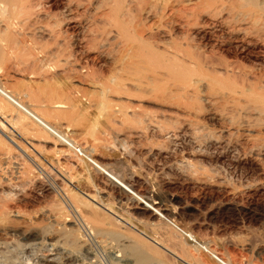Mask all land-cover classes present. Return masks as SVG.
Returning <instances> with one entry per match:
<instances>
[{"label":"rangeland","instance_id":"rangeland-1","mask_svg":"<svg viewBox=\"0 0 264 264\" xmlns=\"http://www.w3.org/2000/svg\"><path fill=\"white\" fill-rule=\"evenodd\" d=\"M132 1L130 15L133 25L138 30L141 28L139 33L153 53L159 57L168 55L173 58L179 72L177 80L171 76L167 78V74H162L158 69H155L153 74L151 70L139 65L134 67L137 70L130 69L133 73L130 71L132 75L130 74L129 80L127 78L124 83L125 91H132L134 97H112V91L103 90L94 81L78 84L70 79L68 74L62 73L61 68L56 67L54 70V60L48 63L49 60H45L41 52L45 48V54L56 49L60 51V48L53 45L50 35L37 34L33 26L32 30H28V27L18 29L12 26L13 28L7 31L0 20V50L9 53L0 58V86L14 98L20 99L21 104H26L30 110L42 115L51 127L54 126L59 134L66 137H63L65 141L68 139V143H76L78 148H86L88 152L93 146L98 152H91L93 159L97 158L93 156L97 154L121 161L129 160L125 167L127 174H135L133 179L138 185L134 188L137 195L150 194L149 196L154 198L163 190L162 187L167 185L164 190L176 197L175 206L185 207V210H180V217L173 219L174 226L164 220L162 222V219L159 221V232H167L166 235H170V228V232L172 230L175 235L171 234L173 246L177 243L176 249L183 251L181 260L175 256H171L172 259L166 252L172 262L169 264H193L194 257V264H219L209 256V252L227 264H264V0ZM42 5L47 11V14H42V20L55 23L63 8L62 0H43ZM94 5H100L98 0L82 3L80 11L87 10L84 18H89ZM148 9L154 12L152 20L145 19L144 12ZM91 24L99 31L104 27L102 20L98 18H94ZM53 29L60 33L61 39L58 42L62 41V50L67 49L65 55L77 52L74 39L68 37L70 34L77 35L76 30H66L64 24H58V27ZM5 35H12V41L3 42ZM22 35L26 38L25 42L20 39ZM29 36L32 37L31 40ZM74 57L78 64L90 66L89 68L97 71L100 83L109 84L114 68L112 62L110 65V60L102 61L104 64L100 66L95 59L90 58L84 63L80 61V57ZM58 63L62 64L61 61ZM44 95L48 96L49 100ZM64 96L69 103L66 102V105L57 108V103L65 101ZM30 100L33 102H29ZM102 100L110 102L111 107L98 108L96 104ZM0 102L16 113L14 120L17 115L26 118L24 120L28 126L26 134L23 133L26 136H21L19 132L22 130H13L16 127H10L0 119L1 168L4 169L7 165L4 160L10 163L9 158L13 156L17 162L30 167L26 172L31 174H28L26 179H20L22 183L19 179L15 182L28 184L27 181L36 179V176L40 178L39 181H46L49 180L47 175L52 170V173L58 176L59 184L63 181L72 193L83 198L96 189H102L101 181L93 180L94 174L92 168L87 166L88 162L83 160V163L78 165L75 161L72 162L73 160L69 163L64 161L56 150H63L65 147L55 144L53 135H49L2 97ZM121 106H129L127 112L140 115L143 111L142 113L148 112L157 116L168 124L169 130L173 129L174 133L180 136V148L173 149L172 140L148 133L135 144L136 154L124 160L125 154L116 151V146H111L114 139L110 135L115 133L113 130L116 125L113 108ZM188 125L196 131L194 136L187 130ZM116 126H119V123ZM122 133L125 134L126 131ZM19 134L21 139L17 137ZM70 138L74 143L69 142ZM22 146H25L26 153L21 151ZM7 150L10 155L13 153L9 158H4L3 153ZM67 164L76 171L74 176L77 178L73 181L63 173V169L68 167ZM11 165L14 166L12 160L8 166ZM50 165L54 167L51 168ZM3 171L8 174V170ZM90 182L91 186L96 185V188L92 189ZM27 187L28 192H31L29 186ZM37 195L38 193L34 195L38 199L37 202L28 198L18 205L21 213L18 217L14 215L15 219L9 217V221H12L8 225L16 224L18 229L33 228L40 235L39 238L42 237L41 240L21 247L15 239L14 243L6 246L7 248L0 249V264H50L43 262L44 259L49 262L53 260L55 264L86 263L87 261H82L85 259V253L80 248L77 233H57L50 228L53 225L50 221H41L38 218L41 210H48L50 206L51 211L57 206L52 204V195ZM126 208L122 206L123 211ZM57 209L52 211L56 212ZM114 218L119 224L129 228H136L140 224L138 220L128 223L122 216ZM65 224L70 225L64 223V226ZM175 226L191 235V239L175 231ZM48 229L54 234L50 239L60 238L62 245L60 243L58 246L62 249L48 252L53 249L45 243L48 241L45 234L50 233ZM137 229L136 233L142 237L147 236L149 240L150 236ZM63 243L68 247H64ZM68 252H72L78 262L69 261L68 258L72 255ZM94 255L93 261L107 264L108 260L102 253L96 250Z\"/></svg>","mask_w":264,"mask_h":264},{"label":"bare ground","instance_id":"bare-ground-1","mask_svg":"<svg viewBox=\"0 0 264 264\" xmlns=\"http://www.w3.org/2000/svg\"><path fill=\"white\" fill-rule=\"evenodd\" d=\"M44 1L50 2L52 0H44ZM86 1L88 0H62L63 8L61 12L59 13L60 15H58L60 17L56 19L55 23L53 22L49 23L46 20L43 21L41 18L42 14H47L46 9L42 5L43 0H0V20L1 22L3 21L5 30L7 31H9V28H11L12 26L18 27V29L23 28V27L24 28L28 27L27 28L28 30H32L31 27L33 26L36 28L34 29L32 27L35 30L34 32H37V34L46 35V36L50 35V37L52 38L51 40L53 41V45L60 48V51L59 49H56L54 52L46 51L48 53L45 54L44 51L47 48H45L43 45L45 49L41 52L42 54H44L43 55L44 59L45 60L48 59L49 60L48 63H51L50 61L52 60H54L55 62V65H53L55 67L54 68L52 66L51 67L54 70L56 67L57 69L61 68L62 73L68 74V76L71 77L70 79L74 80L78 84H81L83 81H88V82L94 81L97 84H99L103 88V90L112 91V97L114 96L115 97L116 96H124V97L133 96L134 97L135 94L132 93V91L130 90L125 91L124 83H126L127 78L129 80V75L132 72L131 70H133L134 67H137L139 65H143L144 69H148L149 71L151 70L150 72H152L153 74H154L155 69H158V71L160 70L162 74H164L163 72H165V74H167L166 75L167 78L171 76L173 79L177 80L179 72H178V68L173 62V58L168 55H167L168 57L167 56L159 57L157 56V54L153 53V51L145 44L144 39H142L141 33H139L141 32V28L139 27V30H138L136 29L137 27L133 25L131 21V15H130V9L133 4L132 0H98V3H100V5H94L92 9L90 10L91 15L89 16V18H84L85 15L87 14V10L82 9V11H80V9L82 8V3H85ZM99 10H101L100 13H99ZM153 13L154 12H152L151 9L146 10L144 12L145 19L152 20L155 16ZM94 18H98L102 20L104 24V27L102 30L99 31L91 24ZM58 24H64L66 27V30L73 29L77 31V35L74 33L75 36L74 35L72 36L71 34L70 36H68L72 40L74 39L73 43L74 42L76 43L77 52L71 53L72 55H70V53L68 55H65V50L67 51V49H64V50L61 49L63 46L62 41L58 42L61 39L59 35L60 33L59 32L57 33L53 29L55 27H58ZM78 31H79V36H78ZM31 36H33V34H31ZM20 39L24 42L26 41V38L23 35L20 37ZM31 39L32 37L30 38V40ZM8 40L12 41V35L3 36L2 38L3 42L8 41ZM48 45L47 47L51 46V44L49 46ZM72 48H73V45H72ZM2 50H0V58L6 57L7 54H9V53L7 54L4 53ZM74 56L80 57L81 58V59L79 58L80 61L84 63L88 61L90 58H92V60L95 59L96 61L99 62L98 64H100V66H103L104 64V63L102 64V61L106 62L107 60H110V65L112 62L114 64V68L112 69L113 75L111 76V81L109 82V84H104L103 82L100 83L98 79L99 75H97V71H94V69L89 68L90 66L88 67V66H82L78 64ZM60 61L62 64L58 65L59 64L58 62ZM54 62H52V64ZM94 82H91V83L94 84ZM57 87H59V85ZM53 94L56 95L57 97V94L55 92H53ZM0 97H2L7 102L15 106L18 111L20 110L21 112H23L28 118H30L38 126L46 130L49 133V135L50 134L53 135L54 138L56 139V140L54 139L55 144L57 143L60 145V147H65L63 150L55 149L56 153L65 159L64 161L69 163L71 160H73L72 162L75 161L78 165H81V163H83V160L84 162H88L87 166L92 168L91 170L94 174L93 180L101 181L102 183L101 190L96 189L95 191L90 192L89 194H87L86 198H83L79 196L78 194L72 193L73 191H71L63 181H61V183L59 184V182H57L59 180L58 176L52 173V170L50 169H49L50 170L49 174L47 175L49 177V180L47 179L48 181L40 180L42 182L41 183L39 181L40 178H37L36 176V179L34 178L31 181H27L28 182V184L26 183L27 185L20 184L15 181L16 180L19 181L20 179L22 180L25 177L27 178L28 177L27 175L31 174L30 172L29 173L26 172L27 169L30 167L27 168L26 167L27 165L25 166V164L17 162L16 161L17 159L15 160L16 157L14 158V156L13 158L10 159L9 156H11L13 152L10 155L8 152L9 149L6 152L4 151L3 153L4 158H9L10 163L12 160L14 166L11 165L9 167L8 165H10V163L9 161L7 163V160H4L5 163L7 164L6 165L7 167L5 166L4 169H2L3 167L0 165V249L8 246L10 243H14L15 239L18 240L19 242L18 246H21V247L27 244L29 245L33 242L35 243L38 240H41L42 237L39 238L40 235L33 228L29 227L25 229H18L15 227L16 224L14 226L8 225L12 221V220L9 221V217L15 219L16 217H14V215L15 216L17 215V217L18 215H20L21 209L20 207H18V205L20 203H23L28 198L29 199L32 198L34 202H37L38 199L35 198L34 195L36 196V194L38 193L37 196H43L44 194L52 195L54 197V201H53L54 203L52 204H55L57 206L56 208L51 209V211H49L50 206L48 210L47 208L46 210L45 209L41 210V212L38 214V218L41 221L43 220L50 221L51 224H53L50 228L53 231L56 230L57 233L66 232L67 234V231L68 232L70 231L71 233L69 234L71 235H73L74 233H77L76 236L79 239L78 242H79L80 248L81 250H83L82 252L85 253V257H84L85 259H82V261L83 262L87 261L86 263H83V264H98L100 262V261L95 262L97 260L93 261V259H95L96 254L94 255V253L96 250L102 253L105 259L108 260L107 264H131V263H134V264L152 263L153 264V262L154 264L155 263L169 264L172 262L169 261L170 259H169L168 254H170V257L175 256L181 260L183 251L182 249H181L182 252L179 249H176V244H177L176 242H175L176 244H174L175 246H173V242H172L173 237H171V234H173L172 230L170 232V228H169V233L171 234L166 235L167 232L161 234V232H159L160 229L158 228H160L159 221L161 219H162L161 220L162 222L164 220L165 223L167 222L169 224H172L173 219L180 217V214L182 212L180 210H185V207L182 208L183 206L182 207L175 206L174 201L176 197L174 195H169L168 191L164 190L167 185H164L162 187L163 190L160 193H158V195L155 196L154 198L150 197L149 196L150 194L146 196L137 195L134 188L138 187V185L133 179V176H135L134 174L135 172L133 173L134 175H132V172L130 173L128 172L127 174V169L125 167L126 165L129 164V160H125V159H128L134 156V154H136L137 152L135 144L139 140L141 141L142 138L148 133L151 134L152 136L154 135L162 136L163 138H165V140H170V141L172 140L173 149L180 148V144H178V142L180 141V136L174 133L173 129L169 130L168 124L160 120L157 116L149 114L148 112L142 113L143 112L142 111L140 115L139 113L136 114L134 112H127L129 106L128 107L121 106L118 108H113L114 124L117 125L119 123V126L114 125L113 131L115 133L110 134L112 136V139H114V141H112L113 145L111 143L110 144L111 146H116V151H120L125 154L124 156L125 161H121L117 158L111 159L108 157L107 158L101 157L99 155L97 156V154L93 155L94 157H97L96 159H93V157L91 156L92 155L91 152L95 153L97 151L96 149L93 148L92 145L91 146L93 149L92 148L91 150L89 149V152H88L86 151V148L85 149H82V147L78 148L79 146L77 147V144L74 143V141L71 140V138L69 142H73L74 145L72 143L71 144L68 143L67 141L68 139H66L65 141L64 138L66 137L63 134H59V131L53 128L54 126L51 127L48 124V121L46 122V120L43 118L42 115L38 114V112L36 113V111L34 112L33 110H30L27 106H25L26 104L24 105L21 104L22 101L19 102L20 99L18 100L14 98L13 95H10L9 92L8 91L6 92L5 88H2L1 86H0ZM45 97H48V96H45ZM52 98H54V96ZM64 99H65V96H64ZM48 100H49V97H48ZM31 101L32 100H30L29 102ZM67 101L68 99L66 98L65 101L57 103L58 104L57 108H61L60 107L61 105H66L67 103H69ZM2 104L3 103L0 102V119H2L7 125L16 127L15 129L12 128L13 130H16L17 128H19L20 130H22V132H19L22 134L21 136H26L23 134V133L26 134V132L28 131L27 130L28 126H27V123L25 122L26 118H22L17 115L16 120H14L13 116H15L16 113H13L14 111L9 110L6 107V104L5 106H3ZM96 105L98 106V108L99 107L104 108V107H109V106L111 107V103L105 100L98 102ZM43 114L45 115V113ZM171 124H172L171 125L172 127L173 123L171 122ZM187 127H188L187 130H189L194 136L196 131L190 129L189 125ZM122 131H126V133L123 134ZM36 134H38V132ZM21 136L19 134V136L17 137L21 139L22 138ZM92 136L93 135H91V137ZM92 138H95V137H92ZM108 138H109V135H108ZM96 143L98 142L96 141ZM2 145L4 146V143ZM1 147L2 146H0V148ZM77 148L79 150H77ZM111 148L114 149L115 147L114 148L111 147ZM22 149L21 151L26 153L25 146L24 147L22 146ZM137 149H138V146H137ZM105 155L106 154H104V156ZM19 160L20 159H18V161ZM134 160L138 162V160L136 159ZM54 166H51V168ZM138 166L140 167V165ZM68 167L66 169L67 171L63 169V173L68 179L73 181V179H75L76 177L74 176L76 175V171H74L73 167H69V168ZM3 170H8L9 175L6 174V172ZM89 185L91 186V182L89 183ZM27 186H29V190L31 192H28ZM91 187L92 189L94 187L96 188V185L95 186L92 185ZM105 189H108L109 191H105ZM86 199H89L90 202L87 201ZM24 204H26V202ZM55 205H53V207ZM122 206L127 207L125 210L126 212L122 210ZM51 208H52V205H51ZM55 209H57L56 212L52 211ZM121 216L124 217L123 219L126 218V221L128 223L129 221L131 222L132 220L134 221L138 220L137 222H139L140 224L136 226V228H138L137 230H141L142 233L145 232L146 235L150 236L149 240L151 242L148 240L147 236H146L147 238L142 237L139 233H136L135 232L136 228L134 227L129 228L127 227V225L125 226V225L119 224L118 223L119 221L117 222L114 217L117 218ZM250 217L252 218V216ZM263 221H264V213H263ZM15 222L16 221H14V223ZM64 223H69L70 225L67 226L65 224L66 226H64ZM172 228L174 227H171V229ZM175 231H177L181 235L183 234L184 237L187 239L188 238L191 239L192 237L191 235L177 228V226H175ZM45 235L47 236L46 239L48 240L45 243L47 244L49 248H53L52 250H48V252H53V251H56L58 248H60L59 244L62 242L60 241V238L56 237L55 239H50L52 238V236H54L53 232L51 231L50 233H47ZM173 236L175 235L173 234ZM174 241H176V239ZM63 246L66 247L65 243H63ZM157 247H160L162 249L160 248L158 249ZM60 249H62V247ZM93 249L95 251H93ZM72 252H68L69 255H72L71 257L68 258V260L74 263L78 262L77 257L73 256ZM209 256L219 264H227L223 262L221 259H219L218 257L216 258L215 256H213L210 252H209ZM194 260H195V257H194ZM194 260H192L193 264H194ZM43 262L50 263V264L54 263L53 260L49 262V261H46L45 259ZM175 262L177 263L176 260ZM102 264H105V262Z\"/></svg>","mask_w":264,"mask_h":264}]
</instances>
